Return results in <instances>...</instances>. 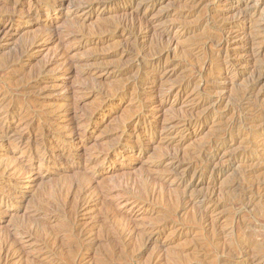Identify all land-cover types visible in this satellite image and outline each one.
<instances>
[{
    "label": "rangeland",
    "instance_id": "374dc122",
    "mask_svg": "<svg viewBox=\"0 0 264 264\" xmlns=\"http://www.w3.org/2000/svg\"><path fill=\"white\" fill-rule=\"evenodd\" d=\"M0 30V264H264V0H0Z\"/></svg>",
    "mask_w": 264,
    "mask_h": 264
},
{
    "label": "bare ground",
    "instance_id": "6f19581e",
    "mask_svg": "<svg viewBox=\"0 0 264 264\" xmlns=\"http://www.w3.org/2000/svg\"><path fill=\"white\" fill-rule=\"evenodd\" d=\"M6 6H8V5H6ZM8 8V7H7ZM11 8H13V7H11ZM10 12V11H9ZM8 14V13H7ZM10 14V13H9ZM140 27H141V25H140ZM148 27V26H147ZM150 27V26H149ZM150 29V28H149ZM5 30V29H4ZM139 30V29H138ZM145 30H146V28H145ZM1 31V30H0ZM7 31V30H6ZM146 31H148V30H146ZM8 32V31H7ZM6 33V32H5ZM146 33V32H145ZM150 33V32H149ZM160 34V33H159ZM4 35H6V34H4ZM148 35V34H147ZM163 36V35H162ZM2 38H4L3 37V35H2ZM137 39V38H136ZM135 39V40H136ZM213 39V38H212ZM215 41V40H214ZM209 42V41H208ZM214 43V42H213ZM220 44V43H219ZM219 44H217V45H219ZM222 44H223V42H222ZM207 65V64H206ZM207 67V66H206ZM165 73V72H164ZM160 77H161V75H160ZM256 82V81H255ZM189 84V83H188ZM252 86V85H251ZM254 87V86H253ZM257 87V86H256ZM187 89V88H186ZM197 90V89H196ZM184 91V90H183ZM247 92V91H246ZM251 93V92H250ZM250 96V95H249ZM248 97V96H247ZM2 120V119H1ZM4 122V121H3ZM1 126V125H0ZM8 126H10V125H8ZM12 126V125H11ZM1 129V128H0ZM229 129V128H228ZM8 130V129H7ZM256 136V135H255ZM3 139V138H2ZM8 140V139H7ZM233 140V139H232ZM2 141V140H1ZM226 142V141H225ZM236 142V141H235ZM7 144V143H6ZM38 144V143H37ZM231 145V144H230ZM220 147V146H219ZM238 148V147H237ZM37 149V148H36ZM41 149V148H40ZM235 150H237L236 148H235ZM218 152H219V150H218ZM227 152H230V151H227ZM232 153V152H231ZM219 154V153H218ZM224 155V154H223ZM208 157V156H207ZM206 160V159H205ZM20 162V161H19ZM16 165V164H15ZM13 166V165H12ZM27 166V165H26ZM9 167V166H8ZM12 168V167H11ZM10 169V168H9ZM27 169V168H26ZM9 171V170H8ZM40 178V177H39ZM257 184V183H256ZM4 187V186H3ZM256 187V186H255ZM258 187V186H257ZM254 189V188H253ZM256 194H257V192H256ZM25 195H26V192H24V194H21V196H19L20 198H21V200L25 197ZM248 200V199H247ZM250 200V199H249ZM248 202V201H247ZM196 203V202H195ZM254 203V202H253ZM201 204H203V203H201ZM246 204V203H245ZM252 204V203H251ZM85 205V204H84ZM253 205V204H252ZM248 207H250V206H248ZM247 208V207H246ZM5 209V208H4ZM258 209V208H257ZM6 211V210H5ZM203 212V211H202ZM202 214V213H201ZM206 214V213H205ZM203 216V215H202ZM248 227V226H247ZM15 243H17V241L13 238L12 239V241H11V239H9V240H7V243L6 244H4L3 245V254H7L8 252L10 253V248H11V246L13 245V244H15ZM6 256H8V254L6 255Z\"/></svg>",
    "mask_w": 264,
    "mask_h": 264
}]
</instances>
